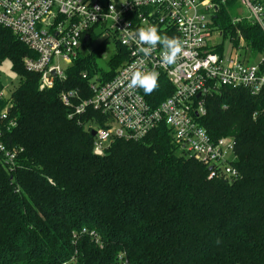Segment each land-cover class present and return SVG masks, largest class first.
I'll return each instance as SVG.
<instances>
[{
  "label": "trees",
  "instance_id": "16d2710c",
  "mask_svg": "<svg viewBox=\"0 0 264 264\" xmlns=\"http://www.w3.org/2000/svg\"><path fill=\"white\" fill-rule=\"evenodd\" d=\"M210 1L211 31L264 56V31L236 18L238 0ZM96 36L65 79L39 89L38 73L23 66L34 53L0 26V65L8 60L19 78L0 99L15 120L1 141L21 149L12 166L0 152V264H115L119 254L127 264H264V93L224 88L205 99L199 124L213 139L234 141L232 179L209 177L164 124L138 140L115 138L97 154L91 131L106 116L74 108L90 97V77L112 78L127 50L113 43L103 70ZM158 84L143 93L153 107L172 92L166 78ZM69 91L77 96L67 106L60 94Z\"/></svg>",
  "mask_w": 264,
  "mask_h": 264
},
{
  "label": "built area",
  "instance_id": "2783aa9c",
  "mask_svg": "<svg viewBox=\"0 0 264 264\" xmlns=\"http://www.w3.org/2000/svg\"><path fill=\"white\" fill-rule=\"evenodd\" d=\"M241 1L264 31V1ZM212 14L210 0H0V26L10 29L34 53L23 58V66L38 73L39 89L65 79V69L78 53L91 51V32L100 43L112 41L127 50V58L112 78L90 77V97L74 108V113H80L91 106L106 116L94 130L95 153L101 154L115 138L138 140L164 124L183 152L209 167V177L232 179L238 174L231 166L232 137L211 138L198 118L205 113L206 97L224 88L264 93V57L256 61L242 57L239 47L231 46L225 53L216 50L213 40L220 33L209 27ZM148 25L183 42L175 64H162L160 45L148 58L138 53L129 34ZM135 70L157 71L172 92L156 106L149 105L142 89L128 87ZM82 77L87 78V73ZM7 94L0 87V99ZM76 96L74 91L63 92L60 99L70 106ZM9 107L7 100L0 106V152L12 166L21 149H8L1 141L5 131L15 126ZM115 264H127L124 254L117 256Z\"/></svg>",
  "mask_w": 264,
  "mask_h": 264
},
{
  "label": "clouds",
  "instance_id": "9594fccd",
  "mask_svg": "<svg viewBox=\"0 0 264 264\" xmlns=\"http://www.w3.org/2000/svg\"><path fill=\"white\" fill-rule=\"evenodd\" d=\"M129 36L135 40L137 51L142 54V58L150 57L157 45L162 46L161 61L164 65L175 64L182 54L183 42L177 37L161 35L156 25L139 27ZM158 80L159 73L155 70H135L131 73L128 87L140 88L145 94H151L158 88Z\"/></svg>",
  "mask_w": 264,
  "mask_h": 264
},
{
  "label": "rangeland",
  "instance_id": "374dc122",
  "mask_svg": "<svg viewBox=\"0 0 264 264\" xmlns=\"http://www.w3.org/2000/svg\"><path fill=\"white\" fill-rule=\"evenodd\" d=\"M247 9L248 8H245L244 5L242 4V1L238 0V6L235 9V15L237 16L236 18L238 19L245 18L246 20H250L251 22L256 23V21L252 18L249 10ZM229 42H230L229 37L223 36V33L221 36L220 34L215 35V38L213 40V44L215 45L216 50L220 52L224 51V53L228 52L231 47ZM102 43H104L105 50L101 54H98L96 52L94 54V60L99 68L105 70L107 68V61L109 57L112 55L114 48L112 41H109L108 43V40H104V42ZM238 47H239L238 52L242 57H246L249 58L250 60H255V61L259 60L260 57H264L260 55L256 56L250 50L245 48L246 46H244L243 40L241 38L239 39ZM86 54H88L87 51L82 50L80 53H78V56L84 57L86 56ZM18 81H19L18 76L10 69V62L8 60L3 61L0 65V87L2 88V90H5L7 92L10 91L12 87L18 84Z\"/></svg>",
  "mask_w": 264,
  "mask_h": 264
},
{
  "label": "water",
  "instance_id": "95a60500",
  "mask_svg": "<svg viewBox=\"0 0 264 264\" xmlns=\"http://www.w3.org/2000/svg\"><path fill=\"white\" fill-rule=\"evenodd\" d=\"M94 134H95V131H94V130H92V131H91V135L93 136Z\"/></svg>",
  "mask_w": 264,
  "mask_h": 264
}]
</instances>
